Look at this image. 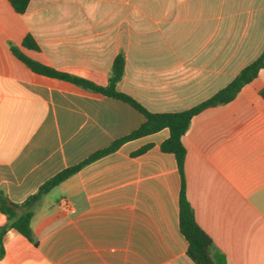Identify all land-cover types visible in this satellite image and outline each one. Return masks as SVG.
Segmentation results:
<instances>
[{"label": "crops", "instance_id": "0c3cea01", "mask_svg": "<svg viewBox=\"0 0 264 264\" xmlns=\"http://www.w3.org/2000/svg\"><path fill=\"white\" fill-rule=\"evenodd\" d=\"M27 33L37 48L22 44ZM11 44L99 85L123 51L117 88L150 111H181L262 53L264 0H30L23 13L0 0V189L22 202L145 116L33 71ZM263 90L264 67L232 100L194 114L182 136L186 197L227 264H264ZM169 134L130 138L53 187L34 206L37 243L9 228L0 264H197L179 225L183 177L161 148Z\"/></svg>", "mask_w": 264, "mask_h": 264}, {"label": "trees", "instance_id": "16d2710c", "mask_svg": "<svg viewBox=\"0 0 264 264\" xmlns=\"http://www.w3.org/2000/svg\"><path fill=\"white\" fill-rule=\"evenodd\" d=\"M8 1L10 2L13 9L18 13L25 12L30 2V0ZM22 44L30 48L38 47L36 41L29 33L25 35ZM10 46L13 53L24 63H26L33 71L68 80L86 89L102 92L112 97L127 101L144 114L145 120L130 134L116 139L107 147L93 152L86 159L76 164L67 166L58 171L53 176L49 177L39 186L36 192L29 195L22 202L12 201L8 195L2 189H0V211L3 212L7 217V221L0 225V257H2L5 253L3 237L9 228L17 229L30 241L34 242L35 244L37 243V239L34 236L31 227L34 206L41 199V197L48 193L53 187L75 173L85 163L115 150L124 141L130 138L158 131L164 127H168L170 134L168 138L162 142L161 148L164 151L174 153L177 159L179 171L183 177V185L179 200V225L181 232L188 241L187 253L197 264H227L223 254H216L214 252V243L212 238L197 223L194 209L186 197L184 181V161L186 156V147L182 141V136L188 129L194 114L206 107L232 100L245 83L251 81L258 75L260 68L264 67V50L255 60L242 68L230 83L219 89L212 96L201 103L181 111L153 112L144 107L131 95L120 91L117 88V84L122 78L125 69V54L123 51H120L113 61L108 84L99 85L78 75L57 70L52 66L29 57L20 51L15 45L11 44ZM262 93L264 94V90ZM147 147L148 145L143 146L138 150V152L144 151Z\"/></svg>", "mask_w": 264, "mask_h": 264}, {"label": "built area", "instance_id": "2783aa9c", "mask_svg": "<svg viewBox=\"0 0 264 264\" xmlns=\"http://www.w3.org/2000/svg\"><path fill=\"white\" fill-rule=\"evenodd\" d=\"M62 205L66 210L73 211V207L68 203L67 200H63Z\"/></svg>", "mask_w": 264, "mask_h": 264}]
</instances>
